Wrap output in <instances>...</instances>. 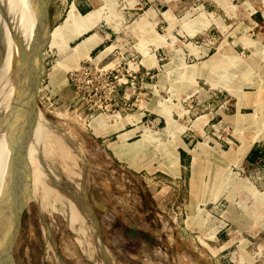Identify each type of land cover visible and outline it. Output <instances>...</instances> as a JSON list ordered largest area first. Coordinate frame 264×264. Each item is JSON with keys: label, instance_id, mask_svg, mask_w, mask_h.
<instances>
[{"label": "rangeland", "instance_id": "obj_1", "mask_svg": "<svg viewBox=\"0 0 264 264\" xmlns=\"http://www.w3.org/2000/svg\"><path fill=\"white\" fill-rule=\"evenodd\" d=\"M45 1L46 31L66 26L42 45L43 124L13 157L20 85L0 19V264H95L52 201L57 175L91 212L100 264H264V0Z\"/></svg>", "mask_w": 264, "mask_h": 264}, {"label": "bare ground", "instance_id": "obj_2", "mask_svg": "<svg viewBox=\"0 0 264 264\" xmlns=\"http://www.w3.org/2000/svg\"><path fill=\"white\" fill-rule=\"evenodd\" d=\"M46 10H47V2L45 0H0V19L2 20L3 24L7 23V25L10 27L9 35H10V38L12 40V43H13L14 49H15V51H14L15 58L14 57L13 58L15 60V67L17 66V69L15 68V70H17L16 74L18 76V80H16V81H18V85H20V86H17L16 94L14 95V97L12 96L14 98V100H16V102L14 101V103L16 104V110L12 111L13 112V114H12L13 118H11L10 122L8 121L10 123V126L12 124V127L16 128L17 127L16 124L18 125L17 130H16L17 131L16 135H14L15 136V138H14L15 140L12 139V143H10L11 148H9V149H11V150H10V154H9L10 156L9 157L14 155L12 153H13V148L14 149L16 148L15 147V143L16 142H17V146H18V145H22V144H20V141L22 143L25 141V140H23L24 137H26L27 139L29 138L30 141L32 139H34L33 136L29 137L30 134L31 135L34 134L33 130H30L27 133L28 129H30L32 127H36L37 123H39V122H41L43 124V120L41 118H39V116L41 114V113L39 114L40 110L38 112V109H37L38 106H36V108L34 109V107L32 106V99H31L32 98V93H33V88L35 87L34 84H33V82H34L33 79L35 78L34 75H35V72L38 71V67H37L38 53L42 49V45H44V43L46 42L45 40H47L49 37L51 38V37H55L56 35L58 36L59 33H61L60 32L61 28H64L66 26V25H63V26L57 28L52 34H49L46 31L45 27H44V21H43V20H45L44 14H46V12H45ZM72 13L74 14V12H72ZM73 14H70V18H72L74 16ZM2 31H3V29H2ZM24 54L26 56V62L23 63L22 62V57H23ZM39 70H41V69H39ZM52 71L53 70H50V72H49L50 75H51ZM16 81H14V82H16ZM6 95H8V94H6ZM9 101H11V100H9ZM19 103H21V104L19 105ZM1 115H3V114H1ZM41 117H42V115H41ZM17 118H20L21 122ZM25 118H27V120H24ZM42 118L44 119L45 117H42ZM17 120H18L19 123L17 122ZM42 124L39 125L38 129L40 128V130H41L42 128H44L46 130L47 127H44V125L46 123H44V125H42ZM9 129H10V127H9ZM8 132H10V131H8ZM45 133H46V131H45ZM5 134H6V132H5ZM10 135H11V133H10ZM44 136L47 137V138L49 137L47 135V133H46V135H43L42 139H39L40 142H35V145L32 143V145H34V147H36V145H40L42 147L41 149L43 150V153L45 154V152H47V154H48L49 150L46 151V148L48 149L50 147L46 146L48 141H47V139H45ZM63 136H64V139H65L66 145L69 147V150L71 151V153L73 155V158H74V160L77 163V165H76V167L78 166L77 169H80V171L82 172L83 168L80 167V160L79 159H80V156L82 157L83 154H81L79 156L78 152L76 151L77 148L75 150H74V148H73V150H71L70 146H73V145H71V142L69 141V138L67 137V135L63 134ZM35 138H38V137L35 136ZM49 140H51V137H49ZM48 143L50 144V142H48ZM34 147L31 148L32 150L29 152L28 155H30L32 152H36L37 155H38L39 152L41 153V151L37 152ZM20 149H21V147H20ZM17 150H19L18 147H17ZM17 153H19V152H17ZM25 153L27 154V151ZM52 153H53V151H52ZM63 154H61V155H63ZM65 155L67 156L68 154L65 153ZM25 156L26 155H24V158L22 157V159L20 158V163H21L20 166H23L24 163H25L24 164L25 166L27 165L26 162L28 160H27V158ZM44 157H46V156H44ZM52 157H53V155H52ZM28 159H30V157ZM121 159H123V158H121ZM47 160H49V159H47ZM68 161H69V158H68ZM178 161L179 160L176 159L174 161V163L178 164ZM29 162H31V159H30ZM38 162H39V160H38ZM46 162L47 161H45V163ZM35 163H37V162H35ZM40 163H41V161H40ZM48 163H49V161H48ZM48 163L46 164V166L48 165ZM50 165H51V163L49 164V166ZM16 166H18V165H16ZM31 166H32V164H31ZM36 166L33 165L32 167L36 168ZM59 167H61V165H59ZM17 168H19V166ZM21 168L19 169L20 171H21ZM45 168L41 169L40 172L43 171V173H44L45 172ZM36 170L38 171V168ZM36 170L33 169V171H36ZM49 171L50 170H48V172ZM31 176L32 175H30V177ZM57 176L56 177L58 179V182H60L59 184H61V185L58 184L56 186L54 184V181H53L55 178L52 179L53 178L52 176L49 178L51 182H47V180H46V182H47L46 184L47 185L49 184L48 187H49V189H51V191H50L51 197H53V196L56 197L54 194H58V192L60 194H62L61 199H55V200H52V201L55 202L56 204L59 203L58 201H60V203L62 201L65 204V206H66L65 214L67 215V217L69 216V218L71 216H73V218L75 217V221H76L77 225L79 224L80 230L83 233V234L82 233L81 234L83 236V239L85 240V244L86 243L88 244V249H90V251H91L90 255H92L93 257L94 256L96 257V252H95V249H94V246L92 244V240L91 239H93L95 242H97L98 240L95 239V235L93 233L92 224H91L92 223L91 212H90V210H88L89 208L88 209L86 208L87 211H86L85 208H83V209L82 208H79V209L78 208H74V206L71 205L72 201H75V199L73 198L74 196H70L69 194H67L68 197L62 199L64 197L63 193H67L62 188V185H65V187H66V186H68V184H67V182L66 183H62L61 182L62 181V176H59V175H57ZM32 179H33V177H32ZM32 182H34V180ZM47 188H45V189H47ZM193 188H194V186H193ZM61 192H63V193H61ZM47 200H49V199L47 198ZM81 201L83 202L82 197H81ZM60 203H59V205H61ZM83 204H85V203L83 202ZM95 220L97 221L96 216H95ZM4 231L8 234L7 242H6V248H7L6 249V254H7L6 255V259L8 261V259H9L8 258L9 257V236H10V233L12 231V228L11 227L9 228V227L5 226L4 227ZM98 232H99V226H98ZM98 236H99V239H100V235H98ZM90 255H89V258L95 264H100L98 259H96V258L93 259Z\"/></svg>", "mask_w": 264, "mask_h": 264}, {"label": "water", "instance_id": "obj_3", "mask_svg": "<svg viewBox=\"0 0 264 264\" xmlns=\"http://www.w3.org/2000/svg\"><path fill=\"white\" fill-rule=\"evenodd\" d=\"M48 18V17H47ZM43 48V47H42ZM41 51H42V49L40 50V52L38 53V62H37V67H38V71H39V69L41 68V67H43L42 66V60H41ZM22 62L24 63V62H26V56H25V54L23 55V57H22ZM44 69V68H43ZM38 71L37 72H35V75H34V82H33V84H34V88H33V93H32V106L34 107V109L36 108V106H38V104H37V100H36V92H37V89H38V85H39V78H40V76L42 75V74H39L38 73ZM9 252H10V256L12 257V249H11V245H10V247H9Z\"/></svg>", "mask_w": 264, "mask_h": 264}, {"label": "flooded vegetation", "instance_id": "obj_4", "mask_svg": "<svg viewBox=\"0 0 264 264\" xmlns=\"http://www.w3.org/2000/svg\"><path fill=\"white\" fill-rule=\"evenodd\" d=\"M0 29H1V26H0ZM1 37H2V39H4V33H3V31H2V29H1ZM5 41V40H4ZM5 43L6 44H8L9 45V49L11 50V54H12V64H13V70H14V72H13V79H14V73H15V71H17V70H15V68L17 69V66L15 67V60H14V58H15V53L13 52V48L10 46V44L9 43H7L6 41H5ZM1 46V45H0ZM14 57V58H13ZM1 67V66H0ZM1 69H2V72H3V74H2V76H3V79H4V82H5V74H4V71H3V68L1 67ZM18 77V76H17ZM13 81V80H12ZM5 85H6V83H5ZM13 86V85H12Z\"/></svg>", "mask_w": 264, "mask_h": 264}, {"label": "built area", "instance_id": "obj_5", "mask_svg": "<svg viewBox=\"0 0 264 264\" xmlns=\"http://www.w3.org/2000/svg\"><path fill=\"white\" fill-rule=\"evenodd\" d=\"M104 80L106 81V85L110 88V91H113L116 86L115 83L117 82V78L107 77ZM118 81H120V79ZM124 83H128V80H126Z\"/></svg>", "mask_w": 264, "mask_h": 264}, {"label": "crops", "instance_id": "obj_6", "mask_svg": "<svg viewBox=\"0 0 264 264\" xmlns=\"http://www.w3.org/2000/svg\"><path fill=\"white\" fill-rule=\"evenodd\" d=\"M260 15L263 16L264 14H262V12H261ZM126 126L124 127V129L112 131V134L121 133L122 131H124L126 129ZM185 152H187V151H185Z\"/></svg>", "mask_w": 264, "mask_h": 264}]
</instances>
